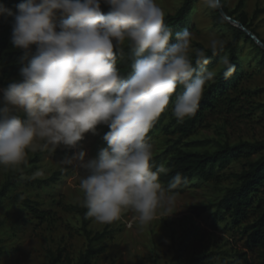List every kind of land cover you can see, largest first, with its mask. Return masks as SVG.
<instances>
[{"label": "clouds", "instance_id": "1", "mask_svg": "<svg viewBox=\"0 0 264 264\" xmlns=\"http://www.w3.org/2000/svg\"><path fill=\"white\" fill-rule=\"evenodd\" d=\"M203 2L212 10L222 7V0ZM3 13L15 16L12 44L35 50L20 70L22 79L0 89V166L14 169L30 151L74 148L85 133L107 125V147L97 158L85 161L81 150L65 161L82 170L86 218L110 224L131 210L143 226L157 219L158 209L161 217L176 212L174 190L186 178L177 173L162 184L169 169L152 163L148 133L174 93L171 112L183 123L215 83L208 50L193 47L192 31L176 32L170 43L173 32L157 0H25L17 13L0 7ZM125 47L127 76L117 67ZM225 47L219 37L209 44L214 56ZM219 65L224 79L236 71L228 54Z\"/></svg>", "mask_w": 264, "mask_h": 264}, {"label": "rangeland", "instance_id": "2", "mask_svg": "<svg viewBox=\"0 0 264 264\" xmlns=\"http://www.w3.org/2000/svg\"><path fill=\"white\" fill-rule=\"evenodd\" d=\"M184 1L157 0V3L167 16L174 15ZM239 1L222 0L229 10H235ZM244 1L243 7L236 15L241 11L246 12L253 28L264 39V0ZM101 10H108V6L102 3ZM223 19L226 18L218 9H209L203 0H198L188 18L174 29V33L187 28L193 33V47L209 50L213 38H223L226 43L234 39V29ZM255 43V40H247L245 37L239 41L237 54L240 77L236 87L230 90L235 102H220L218 107L207 111L202 124L186 139L189 142L208 139L210 143L187 148L214 151L219 144L226 142L236 144L240 141L264 140V54ZM20 50L11 42L8 52L16 53ZM224 54L230 56L229 51H226L208 64V68L216 70L218 75L221 69L219 60ZM23 59L24 67L30 57L17 55L11 62L8 56H5L1 66L7 65V62L21 63ZM117 67L119 68L118 64ZM21 79L19 71L8 80L18 82ZM171 107L172 103L165 109L163 121L156 122L148 133L150 142L154 145L153 156L164 152L170 140L179 135ZM108 131L107 125H98L96 134L85 133L84 139L74 148L61 146L53 153L43 150L37 169L26 176L48 179L55 172H67L68 175H63L59 181L45 186H27L19 183L10 189L0 203V264H67L64 259L56 261L61 250L73 261L79 259L89 240L82 231L83 217L71 207L81 206L82 203V193L79 189L82 170L77 165H69L65 161L72 159L81 150L86 153L85 161L97 158L99 151L107 147L103 136ZM37 151H30L27 157H34ZM262 154L264 151L240 156L226 169L218 170L216 176L209 181L200 177L194 178L180 193H176V212L168 217H161L162 210L158 209L157 219L147 225L141 226L131 210L125 211L121 219L110 224H101L92 218L88 228L93 233L108 231L105 238L92 243L94 247H105V251L94 258L93 264H171L181 241L196 229L203 235L210 250L244 251L247 252L248 264H264V249L248 248L247 235L242 231L246 222L233 225L230 220L219 221L218 229H213L215 207L200 215L193 211L194 207L219 202L229 188L238 184L235 174L242 172L251 161L258 159ZM20 167L21 165L13 169L0 166V188ZM38 172L41 174L36 175ZM20 193L30 201L32 208L49 212L44 220L37 219L34 211L28 209L22 200L14 199V196ZM258 195L260 199L256 201L254 208L258 202L264 205V186L260 188ZM256 217L257 210L252 209L249 222ZM192 238L194 239L193 236ZM195 240L194 246L201 248L204 242L200 241L199 237ZM216 258V264H223L219 256Z\"/></svg>", "mask_w": 264, "mask_h": 264}, {"label": "trees", "instance_id": "3", "mask_svg": "<svg viewBox=\"0 0 264 264\" xmlns=\"http://www.w3.org/2000/svg\"><path fill=\"white\" fill-rule=\"evenodd\" d=\"M196 1L198 0H185L181 8L174 15L165 16V22L173 32V39L170 43L175 42L174 29L181 26L188 18ZM23 2H25V0H0V7L10 9L11 12L15 14L17 13V5ZM244 2V0H240L235 10H229L223 2L222 7L226 14L240 21L245 27L255 33L262 42H264V39L253 28L246 12L241 11L236 15L243 7ZM108 10H102V12L107 13ZM14 19V15H8L7 13L0 14V87L2 88H7V86L12 83V81L8 79L16 75L25 62V59H23L21 63L7 62V65L1 66L5 56H8L9 61L12 62L17 55H26L31 58L35 50V46H33L31 52H26L23 49L16 53L8 52L11 45ZM223 20L228 26L234 29V39L227 42L224 50L218 55H212L210 50L207 51V54L211 62L222 53L229 51L231 63L236 67L235 73L229 79H224L220 72L215 79V83H212L210 87L206 88L204 96L200 102L199 110L194 117L186 118L183 123H178L177 119L174 118V122L177 123L175 128L177 129V132H179L178 137L170 140L171 142L164 152L153 156L152 163L156 165L163 164L169 169L166 175L160 176V180L165 187L177 173H180L182 177L186 178V183H182L174 190L176 193H180L185 186L196 177H200L206 181L213 179L218 170L226 169L233 160L244 154L251 155L264 151V140L254 142L240 141L236 144L226 142L219 144L214 151H200L187 148L210 143V140L208 139L193 140L190 142L186 141V139H189L197 130L198 126L202 124L207 111L218 107L220 102H235L234 98L230 95V90L236 87L240 77V72L238 70L240 62L237 54V47L241 38L245 37L247 40H252V38L241 28L234 26L226 19ZM255 44L264 54V49L259 44ZM127 55L128 49L125 47L124 57L118 60L120 71L125 76L131 71L130 61ZM181 90L182 89H178L177 91L179 92ZM175 95L176 94L174 93L172 100L175 99ZM172 100H170V103H172ZM164 111L157 119V123L163 121L162 118ZM42 153L43 150H38L34 157H27L25 162L21 164L20 169L13 172L8 177L0 188V203L3 198L7 196L10 189L16 187L19 183H24L27 186H45L49 185L51 182L59 181L63 175H68L65 171H58L48 179L34 178L31 176L26 177L31 175L35 169H37V163L41 160ZM235 177L238 180V184L229 188L219 202L206 206L194 207L193 211L197 215H200L209 208L215 207L216 210L212 222L213 229H218L219 221L230 220L233 225H241L246 222L242 231L244 235H247L248 248L251 250H254L257 247L264 249V205L258 202V205L254 208L256 201H259L260 199L258 195L259 190L264 186V154L258 159L251 161L248 167L242 172L235 174ZM14 199L16 201L22 200L28 209L34 211V215L37 219L44 220L45 215L49 214L47 211H40L32 208L30 206V201L26 199L22 193L15 195ZM71 209L83 217L84 225L82 231L89 240V244L77 261H73L69 256H65L62 250L59 251L56 261L64 259L67 264H93L94 258L103 253L105 247H94L92 243L105 238L108 231L104 230L103 232L93 233L88 228L92 218H86L85 213L87 209L78 205L72 206ZM252 209L257 210V217L252 222H249ZM198 237L200 241L204 242L203 235H201L196 229L190 233L186 239H183L180 246L175 251L173 262L171 264H216V256H219V258L222 259L223 264H248L247 252L244 251H232L228 249L210 250L205 242L201 244V248H197L194 244L196 241L195 239H198Z\"/></svg>", "mask_w": 264, "mask_h": 264}, {"label": "water", "instance_id": "4", "mask_svg": "<svg viewBox=\"0 0 264 264\" xmlns=\"http://www.w3.org/2000/svg\"><path fill=\"white\" fill-rule=\"evenodd\" d=\"M218 10L229 22H231L234 26L241 28L243 31H245L253 40L256 41L257 44H259L264 49V42H262L261 39L255 33L245 27L240 21L226 14V12L223 10V7L219 8Z\"/></svg>", "mask_w": 264, "mask_h": 264}]
</instances>
